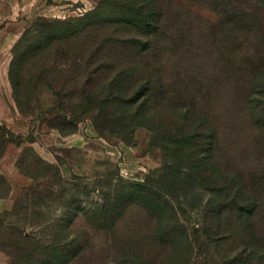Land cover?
I'll use <instances>...</instances> for the list:
<instances>
[{
	"label": "rangeland",
	"instance_id": "1",
	"mask_svg": "<svg viewBox=\"0 0 264 264\" xmlns=\"http://www.w3.org/2000/svg\"><path fill=\"white\" fill-rule=\"evenodd\" d=\"M140 2L0 0V264H56L60 246L85 232L90 244L74 264H123L135 255L151 264H264V212L260 255H251L237 216L223 218L220 234L212 230L204 207L214 196L183 174L197 165L186 146L202 142L192 135L197 125L206 131L200 117L217 131L222 164L244 177L261 172L260 135L246 108L249 77L217 40L173 33L154 49L153 7ZM93 10L101 12L90 31L26 66L29 109L20 108L9 76L16 45ZM147 38L151 46L139 51L135 42ZM118 42L130 50L110 48ZM140 86L151 95L135 114L123 99L141 103ZM82 90L90 100L76 98ZM165 198L159 223L154 204ZM169 205L178 221L164 214ZM174 223L190 247L174 248L180 234L165 249L155 241Z\"/></svg>",
	"mask_w": 264,
	"mask_h": 264
},
{
	"label": "trees",
	"instance_id": "2",
	"mask_svg": "<svg viewBox=\"0 0 264 264\" xmlns=\"http://www.w3.org/2000/svg\"><path fill=\"white\" fill-rule=\"evenodd\" d=\"M140 3L142 10L153 7L151 14H154V22H152L154 25V49L158 42H162L168 38L169 34L173 33L178 40L205 37L209 40L227 43L228 53H233L234 56L232 66L241 72V75L249 77L248 85L251 88L246 100L247 115L249 122L260 135L258 147L264 156V0H141ZM202 9L208 11L209 16L200 14ZM142 10L136 9L135 12L138 11L141 14ZM100 12L93 10L78 18L59 21L62 26L58 27L56 31L46 30L39 36L30 35L28 39H22L16 45L9 76L15 100L20 108L29 109L26 66H34L37 61L35 60L37 53L48 50L57 42L74 40L90 31L99 22ZM23 41H26L27 44L23 45ZM151 41L148 38L142 40L141 43L137 41L135 42L136 48L139 51H146L151 46ZM111 47L125 48L119 42L118 45L111 44ZM125 50L130 49L125 48ZM118 76L116 75L112 79V83L120 82ZM155 83L160 84V79L154 77V85ZM148 87L140 86V90L134 91V94H140L142 98L141 103L137 106L133 104L136 102L129 100L124 102L123 99V103H126L135 114H140L143 111L146 97L151 95V88ZM117 89L119 91L121 88L117 86ZM76 98L81 101L91 99L85 90H82ZM113 99L116 102L121 100L118 95H115ZM76 107L79 109L77 111H80L83 106L77 105ZM142 115L149 116L145 111ZM199 121V124H204L206 131L201 133V125H197L192 135L199 137L202 142L200 144L198 142L189 143L186 146L191 154H196L197 165L186 168L183 174L185 178L193 181L200 188L210 191L214 196L204 207L205 214H210L213 220L210 228L220 234L223 218L229 214L237 216L240 228L242 227L246 233L245 237H249V253L259 256L260 254L254 246L261 243L257 239L256 230L257 220L264 212V164L261 172L248 177H244L241 172L222 164L218 157L221 152V144L216 129L211 124H207V120L203 117H200ZM184 152L186 151L184 150ZM185 154L182 155L185 156ZM161 202L165 206L168 200L166 198L159 199L158 204L157 200L155 201L154 221L159 220V223L162 212H158L157 206ZM166 211L167 218L173 217L178 221L179 216L172 205L168 206V210L165 209L164 214ZM175 226H177L176 223L164 229L161 234L160 232L154 233L155 241L164 248L168 246V243L173 244L174 238L177 240L176 235L180 234L179 243L174 248L190 247L192 243L189 240V234L187 232L183 234L184 231L178 232ZM78 235L60 246L62 251L61 255L55 257L56 264H74L84 249L89 246L91 236L88 232ZM216 241L214 239V242ZM179 251L181 250L178 249ZM178 257L173 255L170 259L174 260ZM154 259L156 261V257ZM159 260L156 262L159 263ZM123 264L151 263L135 255L128 258Z\"/></svg>",
	"mask_w": 264,
	"mask_h": 264
}]
</instances>
